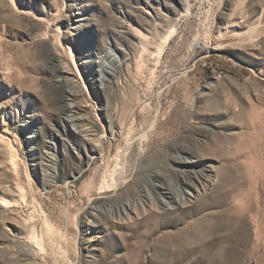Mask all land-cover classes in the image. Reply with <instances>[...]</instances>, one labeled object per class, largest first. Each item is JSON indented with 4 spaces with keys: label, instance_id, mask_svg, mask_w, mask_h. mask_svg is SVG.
I'll return each mask as SVG.
<instances>
[{
    "label": "rangeland",
    "instance_id": "obj_1",
    "mask_svg": "<svg viewBox=\"0 0 264 264\" xmlns=\"http://www.w3.org/2000/svg\"><path fill=\"white\" fill-rule=\"evenodd\" d=\"M173 156L209 173L187 209L222 174L264 182V0H0V264H160L185 226L152 189L180 177ZM248 207L225 258L264 264Z\"/></svg>",
    "mask_w": 264,
    "mask_h": 264
},
{
    "label": "bare ground",
    "instance_id": "obj_2",
    "mask_svg": "<svg viewBox=\"0 0 264 264\" xmlns=\"http://www.w3.org/2000/svg\"><path fill=\"white\" fill-rule=\"evenodd\" d=\"M108 68L109 67L107 66L105 69H103L104 75L108 74V76H111V72L109 71L110 68ZM193 147L194 144H192L191 148ZM10 152L12 153V159H14L16 155V153L14 154L15 151L13 152L12 150ZM192 152L197 151L193 150ZM171 162L179 167L184 168V170L181 171L180 177L178 174H176L175 169H172V171L176 174V177H174L176 179V183L174 182L172 184L169 181L166 183H161V185L156 189L152 186V189L154 192L157 191V189L162 190V198H160L158 195L155 196L156 200L158 201L157 207L165 208L172 205L169 210L165 211L170 212L166 216L169 218L171 215H174V213L180 211L182 214V216L180 215V220L182 223H185V226L181 231L175 234L165 233L161 238L156 240L157 246H162L163 249H168V252L158 258H153L152 261L154 262L157 260L160 264H185L193 255L199 253L201 256L199 261L203 260L205 263L235 264L236 260L239 259L240 255L243 254L241 251V247L244 245L242 238H248L249 235V232L246 229L239 226L241 220H243V216L245 215L244 211L250 209L248 204L251 202H255L258 206V212L256 214L257 230L260 233L264 229V182L261 181V183L260 180L258 181L260 176L258 178L255 177L254 174H249L240 186H236L235 184L237 180L232 175L220 174V179L214 185L212 191L210 193L206 192L205 195L198 197L199 201L187 209L184 208L183 205L188 204L190 199L194 197L197 192L202 190L201 186H207L205 182L209 177V173L207 174L203 172H197L194 169L195 161L192 159L190 160L189 157L178 156L175 158L173 156ZM115 171L113 175L111 173L112 176L110 178H104L102 183V188L104 190L112 191V189L117 188L116 174L119 170L116 172ZM159 177H163V175L159 173ZM259 186L261 187L260 191L257 190L259 189ZM176 187L179 188V196L181 199L178 198ZM22 197H24V194ZM108 198L109 199L107 200H111L112 197ZM207 199L212 200L210 202H206V205H198ZM230 200L232 202L234 201L235 204L233 207H231L229 212L224 209L216 210L227 206L229 204L228 201L230 202ZM2 206L5 208L13 207L10 206V202L8 200L4 199L2 201ZM135 207L136 206L133 203H123V201L120 203L117 202L116 204L112 205L113 211L110 212V214L103 212L102 216L106 219H109V217H115L114 215L121 216L123 213L129 214L127 211H132ZM143 208H145V206H143ZM150 215L153 216L148 217L152 218L151 220L158 219V214L151 212L149 216ZM195 216L197 217L194 218ZM189 218L194 219L187 222V219ZM170 221V226L172 227H175L176 224L179 223L177 220ZM31 242L33 247L36 246L38 250H41V248L43 249L41 246L43 243L42 240L40 241L38 236H36L34 233H32ZM255 252L256 251L254 250V254ZM227 255L231 257L235 263L232 261L229 262V260L227 261L225 258ZM174 259L175 261L172 263L171 261Z\"/></svg>",
    "mask_w": 264,
    "mask_h": 264
}]
</instances>
